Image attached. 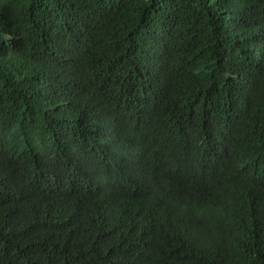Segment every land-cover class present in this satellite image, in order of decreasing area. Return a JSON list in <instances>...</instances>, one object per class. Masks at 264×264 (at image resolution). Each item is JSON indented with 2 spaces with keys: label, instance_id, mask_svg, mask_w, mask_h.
Masks as SVG:
<instances>
[{
  "label": "trees",
  "instance_id": "16d2710c",
  "mask_svg": "<svg viewBox=\"0 0 264 264\" xmlns=\"http://www.w3.org/2000/svg\"><path fill=\"white\" fill-rule=\"evenodd\" d=\"M0 264H264V0H0Z\"/></svg>",
  "mask_w": 264,
  "mask_h": 264
}]
</instances>
